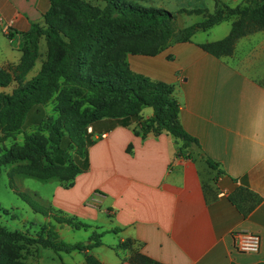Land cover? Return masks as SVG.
<instances>
[{"label":"crops","instance_id":"1","mask_svg":"<svg viewBox=\"0 0 264 264\" xmlns=\"http://www.w3.org/2000/svg\"><path fill=\"white\" fill-rule=\"evenodd\" d=\"M49 1L0 0L1 67L20 62L25 34L32 23L44 24ZM138 1L161 9L170 2L166 10L176 15L185 9L178 0ZM241 1L220 3L234 7ZM215 4L206 0L213 10ZM234 20L222 23L232 27ZM222 23L198 29L188 41L172 38L157 54L126 56L132 73L173 87L180 123L197 143L184 150L164 132L142 137L135 121L128 127L92 126L95 143L86 149L87 170L70 182L52 179L72 192L71 202L48 208L44 218L65 243L86 238V245L97 234L101 246L55 253V264H87L86 255L101 264H130L134 252L159 264L264 263V29L241 36L230 55L217 58L199 44L219 39L194 36ZM15 85L0 87V93ZM151 115L145 108L144 116ZM55 217L86 227L72 228ZM238 232L259 235V250L238 252L233 246ZM47 257L38 264L54 260Z\"/></svg>","mask_w":264,"mask_h":264},{"label":"trees","instance_id":"2","mask_svg":"<svg viewBox=\"0 0 264 264\" xmlns=\"http://www.w3.org/2000/svg\"><path fill=\"white\" fill-rule=\"evenodd\" d=\"M103 7L90 0H50L44 15V24L32 23L25 34L23 56L14 68L0 66V87L17 84L11 94L0 93V143L20 132L31 109L56 100L60 113L57 121L47 119L39 131L24 134L25 142L0 155V167L16 159H29V164L16 166L9 173L10 179L18 173L45 182L57 177L70 182L87 170L86 150L95 140L84 139V129L106 123L125 127L136 122L135 132L142 137L167 133L187 149L197 140L187 135L180 123L179 103L174 89L148 77L132 73L127 66L129 54H157L172 38L186 40L198 29H208L223 20L236 17L229 34L219 41L199 46L217 58L230 55L234 42L243 35L264 29V0H244L234 7L215 0L212 12L206 8L180 9V13L201 15L202 20L190 27L175 30L173 12L153 6H144L138 0H98ZM9 39L11 35L8 34ZM46 45L47 57L39 72L27 79L36 61L41 57L40 42ZM83 106V108H81ZM150 108L152 115L144 116ZM66 134L69 145L81 164L67 162L60 150ZM49 142L53 147H48ZM210 167L217 165L209 158ZM1 174V168H0ZM17 194L43 216L48 208L39 206L29 195ZM1 208V206H0ZM3 209V208H1ZM4 212H7L3 209ZM72 228L86 227L81 223L55 217ZM50 225L45 235L31 236L25 232H10L0 225V264H30L22 253L27 245L51 249L54 253L70 254L75 250L101 246L102 235L93 234L89 243H65ZM90 240H93L90 242ZM87 264H101L94 256L86 255ZM130 264H159L141 252H134ZM264 264V263H258Z\"/></svg>","mask_w":264,"mask_h":264},{"label":"rangeland","instance_id":"3","mask_svg":"<svg viewBox=\"0 0 264 264\" xmlns=\"http://www.w3.org/2000/svg\"><path fill=\"white\" fill-rule=\"evenodd\" d=\"M90 1L93 4L98 5V7L100 8L103 7V3L98 2V0ZM178 1L180 2L179 7L185 8L187 10L192 8H206L210 12L213 11L212 6H206V0L203 1V4L202 0ZM243 2L244 0L241 1V3ZM244 4H246V2H244ZM171 6H173V4L170 2H166L163 4V8L165 9H171ZM173 18L175 30L180 31L182 28H187L188 26H191L202 20L201 15L192 14L191 16H189L185 13L181 15H176V13L174 12ZM230 29L231 22L225 21L222 23V25L214 27L206 33H197L194 38L197 40H201L209 37L221 40L225 36V34L230 31ZM40 51L41 57L39 60H37L36 66L31 70L32 75H27V79L34 77L39 72L43 62L46 60L47 51L46 45L43 40L40 42ZM11 89H8V94L12 92ZM55 106V99L50 100L42 106L35 105L31 109L28 118L25 120L21 131L16 133V135L12 138H9L8 141L6 140L0 143V155L5 153L6 151H9L16 145L22 146L25 142L24 134L26 132L30 133L34 131H39L41 129L40 127L44 125V122L47 119L51 118V120L57 121L60 118V113L58 112V110H56ZM83 106L84 105H82L81 108H83ZM92 126V124H88L84 129L83 135L84 139H86L87 141L95 140L91 132ZM40 134L44 138H48L49 136L46 130H40ZM69 144L70 143L67 140L65 134L63 140L59 145L60 150L64 153V160H66L67 162L81 164V160L83 159L85 150L88 149V146L83 149L81 160H79L78 156L75 153L76 148L72 149ZM48 147L52 148L53 143L49 142ZM29 163L30 160L26 158L16 159V161H13L8 164H3L0 167V206L1 208L7 211L4 212L3 209L0 208V225L6 227V229L10 232L21 231L31 236L38 237L41 235H45L47 230L49 229V226L46 221L47 218L45 219L43 215L34 212L28 202L21 198L17 194V192L26 193L30 196V198L34 199L39 206L49 209L55 208L56 204L65 205V203H70L71 201L69 198H71L72 192H69L68 189H65V187L60 182L52 180L56 179L57 177L50 178L48 180L51 181H46L45 183H43L37 181L32 177H23L25 176L24 174L18 173L17 176L13 177L11 181V177L9 175L10 170L16 168V166L18 165ZM68 206H71V204H69ZM81 232L80 234H82ZM82 242L85 244L87 242L86 238ZM22 253L28 258V262L30 264H38L39 259H41L42 257L43 259H45V256H50L54 259L53 261H49V264H55L57 260L54 255L55 253L51 249L46 248V250L44 251V249L35 245H27L22 250Z\"/></svg>","mask_w":264,"mask_h":264},{"label":"built area","instance_id":"4","mask_svg":"<svg viewBox=\"0 0 264 264\" xmlns=\"http://www.w3.org/2000/svg\"><path fill=\"white\" fill-rule=\"evenodd\" d=\"M104 135H102L103 137ZM260 236L255 233L238 232L235 234L233 246L242 254H251L259 250Z\"/></svg>","mask_w":264,"mask_h":264}]
</instances>
